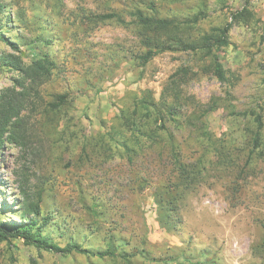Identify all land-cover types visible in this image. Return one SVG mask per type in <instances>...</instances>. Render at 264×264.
<instances>
[{"label":"rangeland","instance_id":"374dc122","mask_svg":"<svg viewBox=\"0 0 264 264\" xmlns=\"http://www.w3.org/2000/svg\"><path fill=\"white\" fill-rule=\"evenodd\" d=\"M6 5L3 37L25 54L26 63L47 53L55 68L40 88L44 104L37 121L44 153L32 155L7 143L0 149V208L5 211L0 221L27 222L18 205L21 190L32 194L44 187L42 212L52 216L47 232L61 246L74 238L85 248L102 250L115 238L145 248L158 260L137 258L135 264H264V154L253 170L244 171L252 114L264 123V0H7ZM151 5L165 19L202 12L196 35L224 26L232 12L248 8L253 13L249 26H232L229 45L219 54L230 82L199 71L182 87L185 100L176 113L200 116L217 147L240 152L239 168L223 172L210 163L216 157L202 146L198 123L181 129L168 123L185 158L192 162L208 154L207 173L183 196L180 223L172 230L161 223L155 203L156 192L174 182L167 134L132 162L115 144L102 145L113 128L126 136L120 114H144L141 100L160 104L175 73L198 70L195 59L177 49L139 64L134 55L145 49L132 13L139 8L152 15ZM104 14H116L120 21H100ZM0 48L10 52L6 42L0 41ZM10 76L0 70V90L11 85ZM56 96L66 98L58 111L48 106ZM167 101L173 106L172 99ZM82 146L89 148V157L81 155ZM95 146L101 153L92 150ZM240 169L242 178L234 185ZM93 198H99L98 215L85 207ZM0 264L124 263L39 251L10 239L0 242Z\"/></svg>","mask_w":264,"mask_h":264},{"label":"trees","instance_id":"16d2710c","mask_svg":"<svg viewBox=\"0 0 264 264\" xmlns=\"http://www.w3.org/2000/svg\"><path fill=\"white\" fill-rule=\"evenodd\" d=\"M6 1L0 0V41L7 43L10 52L0 48V70L11 74V85L0 90V149L7 143L16 145L22 151L30 152L32 155H41L45 149V137L40 133L37 121L40 107L44 104L40 88L51 77L55 63L47 53L36 54L30 63H26L25 54L14 42L3 37L4 27H6L5 13L8 8ZM150 10L154 14L146 15L139 8L132 13L134 23L138 27L140 47L145 49L144 51L139 50L134 55L139 64L145 66L156 56L177 49L190 54L195 59L198 70L193 72L189 69H180L175 73L163 89L160 104H156L154 101L150 102L148 99L141 100L138 104L144 114H120L119 124H121L119 127L124 128L126 136L124 137V132L119 131V128L116 130L113 128L112 132L106 135L107 140L103 141L102 145L105 143L115 144L116 149L122 151V157L125 156L132 162L134 157L139 156L143 150H153L154 146L160 142L158 140L161 138V133L167 134L168 144L165 145L170 146L168 157L171 172L174 174V182L170 186L164 187L160 192H156L155 203L161 223L172 230L174 222L180 223L177 208L180 201L183 200V196L194 189L207 173L208 154L202 153L198 159L192 162L185 158L181 150L174 146L175 138L168 123H174L177 129L198 123L202 146L207 153L214 154L216 157V160L210 163L218 165L217 169L223 172L229 169L233 172L239 168L240 152L230 151L223 144L217 147L211 132L200 121V116L176 113L177 106H183V100H185L182 95V87L194 79L199 71L211 74L220 83L230 82L219 54L229 45L232 26L241 24L249 26L253 21V13L248 8L232 12L229 18L230 22L224 26L211 28L205 33L196 35L193 30L198 28L199 23L204 19L202 12L178 20L159 17L153 5ZM97 18L100 21L112 19L120 21L116 14L99 15ZM261 70L264 73V63L261 64ZM168 99H172L173 106L166 105ZM65 103V96H56L55 101L49 103L48 106L54 111H58ZM252 115L251 125L253 128H249L248 142L250 150L244 169V171L247 169V172L254 169V165H257L258 160L264 154L263 119L261 115ZM118 136L122 139L117 140ZM92 150L100 152L96 146ZM83 154L84 158L89 157V148L86 149L82 146L81 155ZM159 155L161 157V154ZM142 164L144 165L145 161ZM241 173V169L237 171L234 185L242 178ZM178 187H180V191ZM239 189L240 187L237 186L236 191ZM21 193L22 200L18 202V205L22 209L23 217H29V219L22 224L0 221V242L10 239L21 240L25 245L39 251L68 256L77 254L88 259L95 257L100 260H120L124 264H133L137 258H142L145 261H158L145 248L139 245L132 246L129 242L115 240V238L108 239L102 250L85 248L81 242L74 238L61 246L47 232L52 216L42 212L41 204L45 188L35 190L32 194H28L22 189ZM84 199L87 198L84 197ZM98 199H91L92 204L85 206L86 210L93 215H98L97 211H101L98 208ZM4 212V209L0 208V216Z\"/></svg>","mask_w":264,"mask_h":264}]
</instances>
